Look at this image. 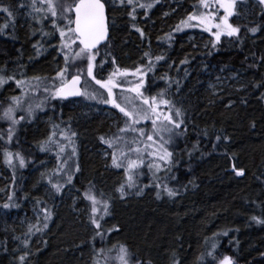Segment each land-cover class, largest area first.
<instances>
[{
	"label": "trees",
	"instance_id": "1",
	"mask_svg": "<svg viewBox=\"0 0 264 264\" xmlns=\"http://www.w3.org/2000/svg\"><path fill=\"white\" fill-rule=\"evenodd\" d=\"M0 3H11L18 11L16 0H0ZM194 3L196 0H160L149 11L147 19L141 15L135 22L145 31L144 38L132 30V22L126 14L118 11L112 16L115 26L111 29V55L107 57L109 63L98 69L100 78L113 68L110 63L113 56L119 67L134 69L144 62V51L165 54L167 62H161L155 72L149 74L148 82L157 91L167 86L161 76L180 82L179 94L174 92L173 83L169 98L186 110L189 132L177 147L179 166L174 173L179 183L172 181L170 185H185L186 190L181 187L182 194L175 200L166 197L157 200L152 188L146 189L142 197L130 196L125 201L114 199L112 215L106 218L107 226L118 225L121 232L114 233L110 241L127 243L133 252L151 258L153 264H169L166 256L173 250L181 257L182 264L185 261L192 264L195 255L203 250L206 237L229 230L228 236L218 237L220 257L232 256L236 264H264V226L251 220L253 215H264V99H260L264 87H254L264 82V62L260 60L264 56V17L249 0L247 9L240 10L243 14L233 18L241 25L242 43H225L219 51L206 55V37L198 39L197 33L191 37L180 32L174 34L169 47L165 34L191 11ZM17 15L15 28L10 27L5 35H0V67L7 66L11 72L14 66L28 74L26 69L34 59L31 45L39 39V34L32 36L29 23H21ZM4 22L5 17L0 14V24ZM254 24L260 25L262 30L252 36L246 28ZM44 44L48 51L32 66L36 64L43 73L44 64L48 73L52 71L50 66L56 65L57 54L49 43ZM194 44L197 47H193ZM186 56L189 63L181 64ZM11 92L12 87L5 86L0 99ZM228 103L232 105L230 109L225 107ZM80 104L83 105L82 101ZM71 105L64 103L59 115L61 122H57L59 118L54 113L45 114L46 122L56 121L62 127L70 123L72 130L78 133L75 140L81 171L73 181L75 187L68 186L62 195L53 196L39 173L44 167L42 161L48 160L47 154L39 151V144L51 131L42 116H38L40 122L18 134V151L29 157L36 156L35 167L24 168L13 177L3 163L4 145L0 142V205L7 201L8 195H13L19 204L10 209L0 207L3 212L0 213V264H19L17 257L23 251L31 253L28 264H91L92 229L87 222L85 202L77 199L76 189L82 191L91 182L112 194L120 183L122 176L117 170L106 167L108 161L100 155L104 145L99 141L100 135L115 131L116 117L111 112L104 115L101 110L78 104L73 109ZM204 128L209 133L207 138L198 135ZM5 130L6 125L0 122V132ZM217 133L229 139L217 144L214 150L212 145L217 143ZM198 140L200 150L189 158L187 152ZM233 163L245 170V176H235ZM146 178L141 181L150 182ZM31 187L36 190L32 194ZM72 199L77 201L72 202ZM38 200L44 201L51 210L52 219L48 229L30 237L29 248L24 249L21 240L27 224L35 222L31 209L39 210ZM30 203L33 207L28 205Z\"/></svg>",
	"mask_w": 264,
	"mask_h": 264
},
{
	"label": "snow or ice",
	"instance_id": "2",
	"mask_svg": "<svg viewBox=\"0 0 264 264\" xmlns=\"http://www.w3.org/2000/svg\"><path fill=\"white\" fill-rule=\"evenodd\" d=\"M159 2L160 0H16L18 9L23 10L21 14L30 22L28 27L31 35L39 34V39L32 45L35 56L38 58L48 51L44 47L47 42L56 51L54 62L57 66L51 74L30 77L23 71L13 69L9 72L7 66L0 67V93L5 91V86L14 85L18 90V94L0 99V122L7 125L6 130L0 132V142L4 145L2 160L12 170L13 177L18 169L27 166L29 160L22 152L12 151L8 146L14 142V138L18 142L16 133L22 122L35 119L37 113L46 111L50 105L54 107L52 101L80 97L116 110L115 131L100 135L99 141L111 150L105 153L108 161L106 167L117 170V174L123 179L112 194L91 182L82 191L76 189L79 194L77 199L85 202L87 222L92 229L91 264H153L151 258L133 252L127 243L110 241L114 233L119 235L121 232L118 225L107 226L109 221L106 218L112 215L113 200L125 201L130 196L142 197L148 188L154 189L157 200L165 197L175 200L182 194L181 187L186 190L185 185L170 186L172 181L179 183L174 173V169L179 166L177 147L181 138L186 137L189 132L186 110L169 98L173 83L174 92L179 94L180 82L173 81L167 75L161 76L160 79L165 80L167 86L158 91L148 82L149 73H154L161 62H167L168 57L144 51V62L134 69H127L119 67L113 56L110 63L114 67L107 77L100 78L98 71L103 69L105 63H109L107 57L111 55V29L115 26L112 16L118 11L126 14L132 22V30L144 38L145 31L135 22L141 15L147 19L149 11ZM248 3L249 0H196L191 11L171 32L165 34L164 40L171 47L175 33L185 29H198L209 37L204 45L206 55H211L213 50L219 51L220 46L225 43L240 44L241 25L233 18L242 15L240 10H246ZM252 4L259 9V15L264 17V0H252ZM0 14L5 17V22L0 24V35H5L7 29L15 28L17 7L11 3H0ZM261 30L258 24L246 28L247 33L252 36ZM193 47L197 46L194 44ZM260 60L264 62V56ZM180 63H189V58L186 56ZM254 87H264V82ZM260 99H264V93ZM225 107L230 109L232 105L228 103ZM252 127H255V122ZM77 135L70 123L64 127L53 123L52 131L39 144L40 152L51 153L56 158L51 174L41 173L42 180L50 187L53 196L62 195L68 186L75 187V174L81 171L78 161L73 160L77 156ZM198 135L207 138V128L200 129ZM228 139L227 135L215 134L217 143L212 145L213 149ZM199 150L198 140L192 150L187 152L188 157L191 158L193 152ZM232 172L236 177L246 174L235 163L232 165ZM144 176H149L150 182L141 184L140 179ZM37 204L40 207L35 222L27 224L24 239L21 240L24 249L29 248L30 237L48 229L52 219V212L45 206V202L38 200ZM0 207L10 209L19 207V204L14 201L13 195H8L7 201ZM251 220L264 226V215H253ZM228 234L229 230H224L206 237L203 250L195 255L192 264H236L232 256L218 255V237ZM16 239L20 240V237ZM30 254L29 251L20 252L17 257L19 264H28ZM166 259L169 264H182V259L175 250L168 253Z\"/></svg>",
	"mask_w": 264,
	"mask_h": 264
},
{
	"label": "rangeland",
	"instance_id": "3",
	"mask_svg": "<svg viewBox=\"0 0 264 264\" xmlns=\"http://www.w3.org/2000/svg\"><path fill=\"white\" fill-rule=\"evenodd\" d=\"M23 12V10L22 9H18V11H17V18H21V23H23V21H25L26 22V18H25V16L24 15H22L21 13ZM28 22V21H27ZM28 23H30V22H28ZM186 32H190V33H192V32H194V33H199V37H197L198 39L200 38H202V37H206V39L208 40L209 39V37L207 36V34L206 33H201L198 29H185L183 32H181V33H186ZM180 33V32H179ZM192 34L191 35V37H194V36H196L195 34ZM37 40H38V38H37ZM36 40V41H37ZM35 41V42H36ZM199 42V41H198ZM32 45H33V43H32ZM31 45V46H32ZM44 47L46 48V45L44 44ZM32 50H33V52L32 53H34L33 54V57H34V59L30 62V64H31V66L30 67H28L27 69H26V72L28 73L27 74V76H32V75H37V74H51L52 72H53V70L56 68V66L57 65H55L54 67L51 65L50 67H52V68H50V70H52V71H50V72H48L47 73V71H45V68H46V66H44V64L41 66L42 67V70H43V73H42V71H41V69L39 68V67H37L36 66V64L34 65V67L32 66L34 63H38L39 62V60H40V58H41V56H39L38 58L35 56V50H34V48L32 47ZM55 52V51H54ZM56 53V52H55ZM56 57V56H55ZM113 66V65H112ZM114 67V66H113ZM12 69H15L17 72H20V71H22V70H17V69H19V68H17L16 69V67H14V66H12ZM113 69V68H112ZM112 69H108V70H106V73L103 75V78H106L107 77V75L109 74V72L112 70ZM13 71V70H12ZM149 74H151V73H149ZM11 87H12V92H11V94L10 95H12V94H18V90H16L15 88H14V85H11ZM156 89V88H155ZM9 95V96H10ZM82 103H83V105L82 104H80V101H78V102H63V101H52V105H54V107L53 106H49L48 107V109L46 110V111H44V112H39V113H37V117L35 118V119H33V120H31L30 122H22V124H21V126L18 128V131H17V133H16V137H18V134H19V132L21 131H23V130H26L27 129V127H31L32 126V124H34L35 122H40L39 120H38V116L40 115V116H42V120H44L45 122L47 121L46 119V117H45V114L46 113H50V112H52V114L54 113L55 114V116L56 117H58L59 119L57 120V122H61V121H63V120H61L60 119V117H59V115L61 114V110H62V107H63V105H64V103H71V104H73V105H71V106H69V107H71V108H76V106L77 105H75V104H78V106H84L85 108L87 107V108H89V109H91V110H101L103 113L102 114H104V115H106V114H108V112H111V114L113 115V116H115L116 117V115H115V112H116V110L114 111V109H111L110 108V106H108V105H103V104H99V103H96V102H94V101H86V100H84L83 98H82ZM55 120H56V118H54ZM53 123H56V121H48V122H46V124H48V127H49V129H48V131H50V127H51V131H52V124ZM5 125H6V123H4ZM6 127H7V125H6ZM29 129V128H28ZM30 130H33V129H30ZM50 131V132H51ZM50 132H49V134H50ZM48 134V135H49ZM14 141H15V144L14 145H10V146H8L12 151H18L19 150V146H18V143H17V141H16V138H14ZM109 151H111V150H109V149H107L106 148V146L104 145L102 148H100V155L105 159V153L106 152H109ZM47 154V161L45 162V163H43V161H42V164L44 165V167H42V171H40L39 173H40V175H41V173H47V174H51V172H52V170L54 169V166L56 165V158H55V156L53 155V154H51V153H46ZM26 156V155H25ZM27 158H28V160H29V163L27 164V166L25 167V168H27V167H31V168H33V167H35V164H36V156L35 157H29L28 155L26 156ZM77 156L76 157H73V160H75V161H77ZM10 169V168H9ZM110 169H112V168H110ZM11 170V169H10ZM22 170H24V169H18L17 171H16V173H18V172H20V171H22ZM12 171V170H11ZM16 173H15V175H16ZM12 174H13V172H12ZM77 175V173L75 174V176ZM147 178L146 179H148L149 181H150V177L149 176H146ZM142 178L143 177H141V179H140V183L141 184H143L144 182H142L141 180H142ZM122 179H123V177H122ZM121 179V180H122ZM42 189H44V187H42ZM70 189H72V188H70ZM46 191H49V188H46L45 189ZM36 190L34 189H32V187H31V189H30V194H32V192H35ZM75 196H76V194H74ZM72 202H75V201H77V200H75V199H72L71 200ZM30 207H33V204L32 203H30V204H28ZM32 210V213H33V216H34V218L36 219V213H37V210L35 209L34 210V207L31 209ZM0 213L2 214L3 212H1L0 211ZM41 219H42V215H41Z\"/></svg>",
	"mask_w": 264,
	"mask_h": 264
},
{
	"label": "water",
	"instance_id": "4",
	"mask_svg": "<svg viewBox=\"0 0 264 264\" xmlns=\"http://www.w3.org/2000/svg\"><path fill=\"white\" fill-rule=\"evenodd\" d=\"M81 99L80 97H72V98H69L68 100H65V101H77Z\"/></svg>",
	"mask_w": 264,
	"mask_h": 264
}]
</instances>
